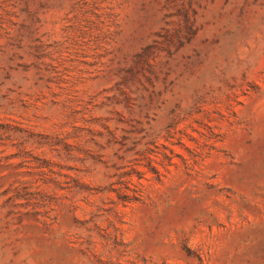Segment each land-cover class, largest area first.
I'll use <instances>...</instances> for the list:
<instances>
[{"label":"rangeland","instance_id":"obj_1","mask_svg":"<svg viewBox=\"0 0 264 264\" xmlns=\"http://www.w3.org/2000/svg\"><path fill=\"white\" fill-rule=\"evenodd\" d=\"M0 264H264V0H0Z\"/></svg>","mask_w":264,"mask_h":264},{"label":"trees","instance_id":"obj_2","mask_svg":"<svg viewBox=\"0 0 264 264\" xmlns=\"http://www.w3.org/2000/svg\"><path fill=\"white\" fill-rule=\"evenodd\" d=\"M37 59H40V58H37Z\"/></svg>","mask_w":264,"mask_h":264}]
</instances>
